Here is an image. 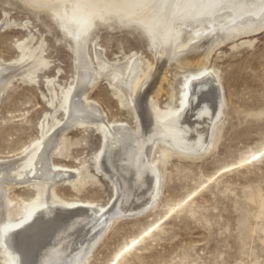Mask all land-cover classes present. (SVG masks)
Returning a JSON list of instances; mask_svg holds the SVG:
<instances>
[{
	"label": "rangeland",
	"instance_id": "rangeland-1",
	"mask_svg": "<svg viewBox=\"0 0 264 264\" xmlns=\"http://www.w3.org/2000/svg\"><path fill=\"white\" fill-rule=\"evenodd\" d=\"M263 16L240 24L260 25L255 33L244 30L214 37L206 49V60L198 65H166L161 94L152 103L162 117L182 110L191 79L204 70L218 81L223 106L212 129V144L195 155L159 144L152 155L161 174L155 204L139 215L113 220L84 264H112L120 252L123 256L118 264H264ZM59 26L48 10L22 0H0V70L5 68L2 83L7 84L0 94V162L13 164L6 178L16 179L20 173L26 179L33 154L65 122L79 66L74 43ZM206 27L203 20L188 19L179 45L187 46L196 37L193 32ZM86 39L87 58L99 75L87 101L96 104L107 124L125 123L137 131L134 97L128 89L122 92L114 78L118 66L127 77L140 64L133 81L137 84L150 66L155 67L156 53L147 36L139 25L112 20L96 22ZM33 54V60L26 62ZM106 63L104 72L100 67ZM90 124L60 137L52 164L75 171L76 178L62 181L52 191L64 203L108 208L114 187L97 168L105 131L103 125ZM28 182L32 184L7 187L4 199L13 206L8 212L9 226L28 221L25 206L38 199L39 191L38 203L43 202L46 185ZM3 251L0 264H14Z\"/></svg>",
	"mask_w": 264,
	"mask_h": 264
},
{
	"label": "bare ground",
	"instance_id": "bare-ground-1",
	"mask_svg": "<svg viewBox=\"0 0 264 264\" xmlns=\"http://www.w3.org/2000/svg\"><path fill=\"white\" fill-rule=\"evenodd\" d=\"M23 1L51 12L59 27L71 37L79 77L68 96L64 124L44 140L43 149L36 150L33 154L32 167L26 179L22 180L20 173L16 179L6 178L13 164L0 162V229L4 228L0 250H4L3 253L14 264H84L113 220L124 215H139L155 204L160 191L161 174L152 155L159 144L194 155L207 151L212 144V129L223 106L222 88L218 81L204 70L198 77L191 79L184 103L181 104L182 110L166 113L167 117H162L159 112L154 111L152 103L161 94L166 65L170 62L185 67L198 65L206 60V49L214 37L223 38L235 32L241 34L244 30L246 34L257 32L260 25L240 24L247 18L261 19L264 15V0ZM219 18L222 20L219 21ZM188 19L194 22L203 20L209 27L193 32L195 39L183 47L179 43ZM112 20L123 25H139L156 53L155 67L150 66L149 72L137 84L133 81L141 70L140 64L137 66L138 70L132 67L127 77H123L121 66L116 68L115 82L120 85L122 92L128 89L134 97L132 102L140 127L137 131H133L125 123L107 124L96 104L87 101V95L99 75L95 74L87 58L86 38L96 22L108 23ZM159 49L161 52H158ZM95 51L97 59L101 60L100 50L96 48ZM33 57L34 54L26 62H30ZM13 65L20 64L15 62ZM104 66L100 69L106 72L109 65L106 63ZM31 68L28 65V69ZM3 71L5 68L0 70V94L7 87L6 83H2ZM9 80L11 79L7 81ZM90 123L103 125L105 131L97 157V168L105 173L114 187V200L108 208H98L84 202L64 203L52 191L62 181L69 183L76 178L75 171L52 164V152L60 137L72 128L90 127ZM40 130L43 131V126H40ZM242 165L226 168V171L235 170ZM28 181L43 182L46 185L43 188V202L38 203L41 195L39 191L38 199L25 206L29 208L26 216L28 221L9 226L8 212L13 206L4 199V194L9 186L31 185ZM121 254L122 252L114 261Z\"/></svg>",
	"mask_w": 264,
	"mask_h": 264
}]
</instances>
